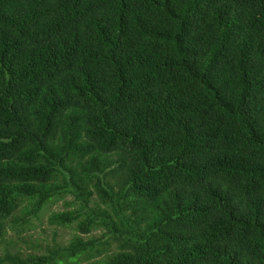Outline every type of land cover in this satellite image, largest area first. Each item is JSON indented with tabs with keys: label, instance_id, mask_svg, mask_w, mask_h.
Returning <instances> with one entry per match:
<instances>
[{
	"label": "trees",
	"instance_id": "trees-1",
	"mask_svg": "<svg viewBox=\"0 0 264 264\" xmlns=\"http://www.w3.org/2000/svg\"><path fill=\"white\" fill-rule=\"evenodd\" d=\"M87 164L108 264H264V0H0V222Z\"/></svg>",
	"mask_w": 264,
	"mask_h": 264
},
{
	"label": "rangeland",
	"instance_id": "rangeland-1",
	"mask_svg": "<svg viewBox=\"0 0 264 264\" xmlns=\"http://www.w3.org/2000/svg\"><path fill=\"white\" fill-rule=\"evenodd\" d=\"M77 173L83 194L81 189H64L57 183L53 189L61 193L51 196L38 210L37 200L25 201L0 222V264H12L14 258L51 259L53 264H59L68 250L81 248L83 252L69 264H108L120 253L116 244L107 243L112 235L107 225H112L115 233L121 234L133 230V222L120 211L114 199L106 198L112 192L102 172L87 164L77 168ZM81 225H88L91 231L81 233L78 230ZM106 244H109L106 254L89 257Z\"/></svg>",
	"mask_w": 264,
	"mask_h": 264
}]
</instances>
